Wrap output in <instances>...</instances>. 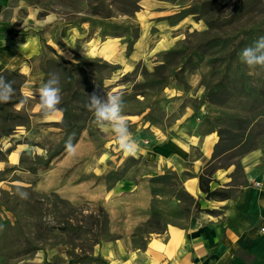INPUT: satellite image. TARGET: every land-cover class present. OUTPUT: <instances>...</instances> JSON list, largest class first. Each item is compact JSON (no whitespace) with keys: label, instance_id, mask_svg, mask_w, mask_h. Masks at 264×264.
I'll use <instances>...</instances> for the list:
<instances>
[{"label":"rangeland","instance_id":"obj_1","mask_svg":"<svg viewBox=\"0 0 264 264\" xmlns=\"http://www.w3.org/2000/svg\"><path fill=\"white\" fill-rule=\"evenodd\" d=\"M115 1L134 0L105 3ZM201 1L204 0H140V10L133 17L116 15L115 23L139 28L138 39L127 55L125 37H100L99 27L92 23L93 0H0V76L8 81V72L26 73V81L10 100L19 93L21 102L6 109L12 115L20 112L22 118L6 121L4 126L14 131L0 139L3 152L12 150L0 160V264H109L106 249L118 234L111 232L102 201H93V181L107 188L120 181L126 185L147 183L151 197L149 217L133 231L134 252L145 250L153 239L165 242L169 226L188 231L201 218H207L209 214L199 212L207 209L203 198L196 199L185 190L187 178L216 168L210 187L229 189L234 197L245 188L240 184L250 186L245 168L255 163L264 166V69H249L241 62L240 53L254 42L244 35L245 27H252V35L264 36L263 15L252 10L242 20H232L237 6L232 5L219 13L228 25L205 35V19L183 12ZM69 35L82 38V48L75 49L77 52L66 42ZM210 35L237 36L234 42L244 43L236 50L226 76L220 74L219 63L210 62L215 57L210 47L200 48L201 60L192 56L183 68L179 60L166 56L172 50L197 48ZM32 37L38 40L29 47ZM41 39L61 60L43 50ZM109 39L118 44L114 58H110L113 51L108 48L98 52V47H89L90 54L86 52L89 45L85 42L95 40L100 44ZM137 45L140 58L127 63L125 60L129 61ZM157 45L168 46L157 52ZM62 60L81 66V86L86 90H80L84 95L73 104L79 110L68 113L78 118L73 132L81 131L74 155H68L65 149L70 135L59 126L63 114L56 123L43 122L34 95L51 74H57L54 63ZM95 60L119 69L109 77L105 71L93 72ZM43 69L49 74H44ZM99 76L105 78L101 88L107 94H123L124 115L139 147L188 141V137L214 138L211 158L202 163L199 173L192 170V161L200 156L197 148L189 160L175 159L173 164L161 167L136 152L125 157L119 167L112 163L93 179V157L105 159V146L115 140L114 133L99 127L86 108L87 95L93 93ZM216 84L221 87L213 88ZM242 84L250 86V96L239 93ZM65 94L61 93V97ZM48 158H53L49 166L44 165ZM104 168L99 167V171ZM18 189L26 191L28 198L21 199ZM195 202L200 209H194ZM215 212L217 216L219 212ZM182 246L188 252L186 240Z\"/></svg>","mask_w":264,"mask_h":264},{"label":"crops","instance_id":"obj_2","mask_svg":"<svg viewBox=\"0 0 264 264\" xmlns=\"http://www.w3.org/2000/svg\"><path fill=\"white\" fill-rule=\"evenodd\" d=\"M81 39L69 35L66 42L77 52L76 50L82 48ZM37 40L38 37H32L27 44L32 47ZM85 43L89 45L88 49L86 48L88 54L92 50L89 47H98V52H102L104 48L111 49L113 55L110 58L116 55L118 44L112 39L101 41L100 44L95 40ZM141 44H143L142 40ZM51 46L55 49L57 47L53 44ZM137 46L139 47L129 57V61L125 60L127 63L132 64L134 60L140 58V45ZM161 46L157 45L155 51H162L168 45ZM100 56L105 59L104 56ZM126 66L129 68L128 65ZM60 118L61 112H57L47 119L44 118L43 122L56 123ZM215 144L216 140L210 135L200 138L188 137V141L173 140L157 146H150L147 143L146 145L149 146H140L137 153L147 162L161 167L173 164L175 159L189 160L192 150L198 148L200 156L192 161L193 173L198 174L202 163L210 160ZM105 147L108 151L104 155L105 159L101 156L93 157V179L112 163L119 167L125 157L131 156L125 155L115 140L109 141ZM113 158L118 162L113 161ZM103 165L105 168L99 171V167ZM245 172L250 186L245 187L237 199L227 201L204 200L199 190L198 176L187 178L184 182L185 190L196 199L202 197L206 208L218 211V215H206L207 218H201L199 223L188 231L169 226L168 239L165 242L153 239L145 250L139 252H134L132 248V235L133 231L149 217L151 197L146 188L147 183L126 185L120 181L107 188L93 181V201H102L109 215L111 232L118 234L109 245L110 248L106 249L107 262L109 264L112 261L117 264H264V234L260 232L264 227V166L249 164ZM211 188L214 189L215 186L211 185ZM185 240L188 243V252L185 246H182ZM109 253L113 257L112 261ZM239 254L244 257L239 258Z\"/></svg>","mask_w":264,"mask_h":264},{"label":"trees","instance_id":"obj_3","mask_svg":"<svg viewBox=\"0 0 264 264\" xmlns=\"http://www.w3.org/2000/svg\"><path fill=\"white\" fill-rule=\"evenodd\" d=\"M139 1L140 0H134L132 2L122 3H117L115 1L106 4L105 0H93V8L91 9V17H93L92 23L93 25H97L99 27L100 37H125V39L127 40V55L132 52V46L134 45V42L138 39L139 28L137 26L132 25H119L115 23L113 19L116 15H123L129 18L133 17L135 13L140 10V7L138 5ZM232 5H237L235 7L234 18L232 20H242L247 13H251L253 10L257 11L260 15H263L262 23L264 22V0H204L198 3L197 6L190 7L183 12L187 14L196 15L199 18L205 19L207 30L204 32V34L208 35L212 32H219V29L222 30L228 25L219 16V13ZM40 17H43V15H40ZM84 20L85 19H83L82 21ZM232 20H229L228 22H231ZM262 26H264V23ZM244 29H246L244 35H246V38L249 39L250 42H252V40H254L255 42L261 36L258 33L252 35L254 31L252 27H249L248 29L245 27ZM236 37L237 36L220 37L218 35H210L206 40L201 41L198 44L197 48L185 47L172 50L170 52H167L166 56H169L171 59H176V61L179 60L181 64L180 67L183 68L188 62L191 61L190 59L192 56L196 55L199 60H201L202 50H200V48L210 47L211 50H215V57L210 59V62L213 64L219 63V65L222 66L220 74L226 76V74L230 72L232 63H234V60L236 58V50H238V48H240L244 44L242 43V41H239V43H235L234 40L236 39ZM41 44L43 50L50 51L55 57L61 60V57L55 54L54 50L50 46H48L46 42L42 39ZM54 64L55 70L57 71L56 75L59 76L60 81L63 80L62 83L64 84L62 86L60 85L61 93H66V96L64 98L62 97L61 104L58 106L60 109H62V111L59 112L63 114V118L59 126L64 132L67 133V135H70V137H72L73 144H75L79 139L81 131L78 130L73 132L72 126H74L76 119L78 121V118H73V116L69 115L68 113H75V110H79L73 104L76 102V100H78L84 95L80 90L84 92L86 91L81 86L84 80L82 79L83 72L81 71L80 65H74L66 60H62L61 63ZM92 66L93 72L102 73L103 71H105L108 77L119 69L116 65H111L107 62L96 60L92 62ZM43 73L47 75L49 74L48 70L46 69H43ZM8 75V82L12 84V87L15 92L18 91L19 87L26 81L24 75L18 74L16 72H8ZM104 80L105 78L103 77L98 78V82L96 84H93V92L95 91L98 95H107L106 91L104 89L102 90L101 88V85ZM95 85H98V88L95 87ZM217 87L220 88L221 85H213V88L218 89ZM239 89V93L243 94L244 96H250L252 94L251 88L248 84L240 85ZM261 93L264 95V90ZM16 96L17 98L15 100L0 104V121L3 122L1 123L0 139L3 137H9L14 131V129L4 126V123L6 121H9L10 119L14 121L22 118L20 112H15V115L6 112L7 108H13L15 107V105L21 102L20 94L16 93ZM70 133H72V135ZM11 151L12 150L8 149L7 151L3 152L0 145V160H3L7 155L11 153ZM52 160L53 158H48L44 165L49 166ZM216 170V168L211 169L208 172H203L198 176L199 190L204 195V200L227 201L237 199L241 195V192L239 195L232 197L229 189H212L210 187V184L212 183L211 175L214 174ZM246 186V183L240 184L241 188H244ZM188 197L192 199L189 195ZM194 209H200L198 202L194 203ZM199 212H203L209 215H214L216 213L215 211L208 209L201 210ZM155 214L157 213L155 212ZM78 263V261H73L70 264Z\"/></svg>","mask_w":264,"mask_h":264},{"label":"clouds","instance_id":"obj_4","mask_svg":"<svg viewBox=\"0 0 264 264\" xmlns=\"http://www.w3.org/2000/svg\"><path fill=\"white\" fill-rule=\"evenodd\" d=\"M240 60L249 69H264V36H260L252 45L244 48L240 53ZM15 90L12 84L0 76V103H7L11 100ZM38 98L37 107L43 118L55 115L62 111L58 106L61 104L60 78L56 74H51L46 83L34 91ZM88 103L86 108L93 114L95 123L105 129H110L115 136L119 148L125 155H134L139 148L137 141L129 131L127 118L124 115L125 103L122 93H108L106 96L98 95L95 91L87 95ZM68 155L75 154V146L72 137L65 143ZM21 199H27L26 191L17 190Z\"/></svg>","mask_w":264,"mask_h":264},{"label":"built area","instance_id":"obj_5","mask_svg":"<svg viewBox=\"0 0 264 264\" xmlns=\"http://www.w3.org/2000/svg\"><path fill=\"white\" fill-rule=\"evenodd\" d=\"M261 233L264 234V227L260 229Z\"/></svg>","mask_w":264,"mask_h":264}]
</instances>
